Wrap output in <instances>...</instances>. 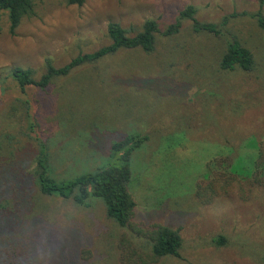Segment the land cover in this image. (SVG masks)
<instances>
[{
	"label": "rangeland",
	"instance_id": "374dc122",
	"mask_svg": "<svg viewBox=\"0 0 264 264\" xmlns=\"http://www.w3.org/2000/svg\"><path fill=\"white\" fill-rule=\"evenodd\" d=\"M188 6L200 23L226 19L220 34L194 33L182 20L164 36ZM258 10L257 0H35L14 34L3 15L0 264H264V31L248 16ZM146 20L159 29L149 53L119 50L45 90L21 92L9 76L20 67L38 80L46 60L60 68L109 45V23L134 36ZM233 40L251 53V72L219 69ZM139 134L149 140L131 156L127 227L99 199L83 208L37 191L41 145L50 175L71 180ZM155 226L178 231L179 257L152 260Z\"/></svg>",
	"mask_w": 264,
	"mask_h": 264
},
{
	"label": "trees",
	"instance_id": "16d2710c",
	"mask_svg": "<svg viewBox=\"0 0 264 264\" xmlns=\"http://www.w3.org/2000/svg\"><path fill=\"white\" fill-rule=\"evenodd\" d=\"M259 10L249 14L256 21L259 29L264 31V16L261 12L264 0H257ZM85 0H66L67 5L82 6ZM35 0H0V21L6 16L9 32L14 34L15 30L25 18L33 17ZM195 8L188 6L179 12L176 22L170 25L164 32V36H174L179 32L181 21L189 20L192 23L194 33H207L214 36L220 34V29L225 25L226 19L219 24L200 23L195 18ZM243 16L246 14L243 13ZM159 32L158 25L154 20H146L141 31L134 36L117 23H109L107 26V37L110 44L98 50L84 55H78L68 64L55 68L50 61L45 62V72L38 80L34 78L31 69L14 68L9 76L18 86L21 92L26 87L34 86L45 90L50 83L57 79L68 76L72 71L85 65L95 64L98 61L114 55L119 50L140 49L149 53L154 49L155 36ZM254 62L251 53L239 42L228 41L219 62L221 71L232 72L235 69L242 72H251ZM149 140L147 135L126 136L110 145L108 163L93 172L84 173L71 180H56L50 175L49 155L45 146L39 148L35 167V187L37 191L47 197L57 198L64 201L71 200L78 207H90L91 199H99L105 207L106 216L120 228L129 225L136 204L128 191L131 182L130 161L133 152L139 149ZM213 196V193L211 194ZM3 226L8 227L7 219ZM151 242L150 250L152 260L163 257H179L182 240L177 230L165 226H155L148 233ZM220 238L216 244L221 245ZM264 260V258H263Z\"/></svg>",
	"mask_w": 264,
	"mask_h": 264
}]
</instances>
